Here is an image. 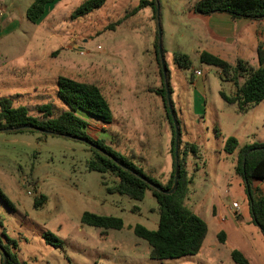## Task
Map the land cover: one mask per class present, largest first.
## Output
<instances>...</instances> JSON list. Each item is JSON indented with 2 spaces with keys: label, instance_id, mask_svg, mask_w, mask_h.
Here are the masks:
<instances>
[{
  "label": "rangeland",
  "instance_id": "rangeland-1",
  "mask_svg": "<svg viewBox=\"0 0 264 264\" xmlns=\"http://www.w3.org/2000/svg\"><path fill=\"white\" fill-rule=\"evenodd\" d=\"M85 1L61 0L45 20L33 24L27 10L34 0H8L16 32L0 40V100L26 107L34 117L41 116L40 106L51 105L57 115L69 110L58 97L60 77L99 87L114 121L108 127L91 121V136L113 139L116 151L135 154L139 168L166 185L173 171V133L167 107L157 94L163 88L155 53L161 29L175 113L170 116L173 124L179 122L181 158L188 144L198 149L185 159L193 181L185 203L207 224V237L197 255L151 259V247L133 231L136 225L158 228V204L150 190L141 202L109 194L117 179L88 171L92 153L83 142L0 129V187L14 205L0 200V239L17 243L11 251L21 264H235V250L251 264H264V236L252 221L249 197L235 170L242 148L264 143V101L238 113L220 95H234L235 87L222 80L219 69L200 61V54L208 52L232 65L243 60L257 69L264 22L247 26L232 45H225L211 42L204 18L194 14L199 0H155L159 20L151 5L131 16L142 1L153 0H107L100 9L73 19ZM177 53L190 58V69L176 65ZM230 137L239 142L233 154L224 149ZM41 195L47 201L35 208ZM258 195L254 189V197ZM216 210L224 224L215 218ZM86 212L119 218L124 228L83 225ZM47 232L62 246L47 245Z\"/></svg>",
  "mask_w": 264,
  "mask_h": 264
},
{
  "label": "trees",
  "instance_id": "trees-1",
  "mask_svg": "<svg viewBox=\"0 0 264 264\" xmlns=\"http://www.w3.org/2000/svg\"><path fill=\"white\" fill-rule=\"evenodd\" d=\"M57 1L59 0H34L27 10V19L33 24L41 22L48 13V6L57 3ZM106 1L87 0L74 11L72 18L78 19L87 16L103 7ZM148 5L152 6L156 18L155 0L152 2L142 1L137 8L131 11V16L136 15ZM194 14L204 17L227 14L233 20L243 19L263 23L264 0H199L194 6ZM155 53L163 80V88L157 94L167 107L173 133V171L166 185L147 176L139 168L138 158L135 154L123 155L116 151L114 147L116 143L113 139L108 141L106 139H95L91 136L88 131L91 121L99 123L102 127L111 126L114 121L108 99L102 90L95 85L60 77L58 79V97L67 105L69 110L57 115H55L54 108L51 105H44L38 108L41 116L34 117L30 115L26 107H15L12 100L3 98L0 100V129L13 133L38 131L45 136L65 137L83 142L90 147L92 153L91 159L87 162L88 171L102 175L110 174L117 179L115 186L107 189L109 194H118L141 202L144 200L147 190H150L158 204V228L152 231L141 225H136L133 231L138 238L146 241L151 247V259L169 260L199 254L208 234V226L185 203L190 192V185L193 183L192 179L188 178L185 159L189 151L197 154L198 149L195 145L188 144L185 148V156L182 159L180 134L177 185L171 194L162 192L172 190L175 183L176 164L174 153L176 139L174 124L167 104L165 80L158 46ZM257 54L259 59L257 69L243 60H238L236 65H232L217 55L208 52L200 54L201 63L219 69L222 80L231 83L235 87L234 95L229 96L224 92H221L220 95L226 104L236 107L240 114L249 112L264 101V44H259ZM174 62L181 68L190 69L192 67L190 58L184 54H175ZM166 73L168 88L171 93L170 75L167 66ZM177 123L179 124V122ZM26 127H32L33 129H26ZM238 148L239 142L236 138L230 137L227 139L224 148L227 154L235 153ZM235 170L236 174L242 178L248 194L252 221L264 236V196L258 195L255 198L253 188L255 181L264 182V143H255L242 148L238 155ZM255 192L257 193V191ZM0 200L8 207L14 208L1 187ZM46 201L47 198L41 195L36 199L34 207L40 208ZM81 223L104 230H122L124 228V223L119 218L99 216L88 212L82 215ZM219 238L221 242L225 241L223 233L219 234ZM6 240L7 244H4L0 239L1 263L4 264L2 251H5L7 264H21L17 254L11 251V247L17 250V243L7 238ZM43 240L47 245L56 248L62 246V242L49 232L43 235ZM231 257L235 264H251L241 251H233Z\"/></svg>",
  "mask_w": 264,
  "mask_h": 264
},
{
  "label": "crops",
  "instance_id": "crops-1",
  "mask_svg": "<svg viewBox=\"0 0 264 264\" xmlns=\"http://www.w3.org/2000/svg\"><path fill=\"white\" fill-rule=\"evenodd\" d=\"M61 0L57 1V3L48 6L47 10H53V8L58 5ZM10 4L8 0H0V40L4 37L13 34L16 32L15 23L12 22L13 19L10 14ZM47 14L43 18L46 19ZM204 18L205 25H207V29L209 30L210 40L211 42H223L225 45H232L235 42L237 35L242 29H245L247 26L255 24V22H250L247 20H233L227 14H215L212 16H200ZM42 20V21H43ZM264 27V26H263ZM259 32V29H258ZM264 32V30H263ZM253 188L257 193L261 196H264V182L255 181L253 184ZM214 194H212V197ZM215 209V208H214ZM237 215L236 213L234 214ZM215 218L218 219L219 223L224 224L225 221L222 218L220 211L216 210ZM243 253V252H242ZM244 254V253H243ZM245 255V254H244ZM246 257V255H245ZM248 260L249 258L246 257ZM2 264V263H1Z\"/></svg>",
  "mask_w": 264,
  "mask_h": 264
},
{
  "label": "water",
  "instance_id": "water-1",
  "mask_svg": "<svg viewBox=\"0 0 264 264\" xmlns=\"http://www.w3.org/2000/svg\"><path fill=\"white\" fill-rule=\"evenodd\" d=\"M157 17L159 20V8L157 10ZM158 52H159V56H160V60H161V64H162L163 75H164V80H165L166 98H167L168 109H169L170 114L172 116H174L171 101H170V92H169L168 83H167L166 66H165V62H164V58H163V51H162V44H161V29H160V40H159ZM174 121H175V123H174L175 139H176L175 153H174L175 164H176V167H175V183H174L172 190H170V191H162L161 189H159L160 191H162L166 194H171L174 192L176 185H177L178 174H179V129H178L176 120H174ZM26 129H33V128L32 127H26ZM2 252H3V256H4V264H7V255H6L5 251H2Z\"/></svg>",
  "mask_w": 264,
  "mask_h": 264
},
{
  "label": "built area",
  "instance_id": "built-area-1",
  "mask_svg": "<svg viewBox=\"0 0 264 264\" xmlns=\"http://www.w3.org/2000/svg\"><path fill=\"white\" fill-rule=\"evenodd\" d=\"M195 73H196V75H197V76H199V75H200V73H198V72H195ZM29 194H30V193H29Z\"/></svg>",
  "mask_w": 264,
  "mask_h": 264
}]
</instances>
